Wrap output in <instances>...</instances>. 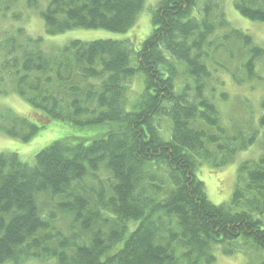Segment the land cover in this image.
Masks as SVG:
<instances>
[{
  "label": "trees",
  "instance_id": "1",
  "mask_svg": "<svg viewBox=\"0 0 264 264\" xmlns=\"http://www.w3.org/2000/svg\"><path fill=\"white\" fill-rule=\"evenodd\" d=\"M17 1L0 0V19ZM39 2L26 0L30 8ZM145 2L49 0L41 16L49 35L73 29L126 32ZM196 2L158 4L154 29L134 53L136 66L129 41L73 40L48 50L42 37L23 26L0 28V93L15 91L35 111L29 117L0 108L1 134L27 142L54 120L80 127L118 124L90 144L55 141L32 164L17 153L0 152V264L31 257H54L55 264H214L213 248L241 235L264 249V223L253 215L264 213V155L240 165L229 204L212 203L197 176L228 132L215 102L224 80L209 62L226 68L216 53L228 51L234 70H246L250 79L264 67V48L230 25L217 0H205L202 18L192 16ZM235 7L264 23V0H235ZM139 71L144 88L135 109L127 110L129 85ZM162 117L171 121V138L159 125ZM244 134L234 131L230 139L239 144L220 165L264 137V114ZM87 178L95 185L85 184ZM57 197L71 217L65 228L54 226L56 213L49 219L40 215L39 199ZM242 204L246 210L233 211Z\"/></svg>",
  "mask_w": 264,
  "mask_h": 264
},
{
  "label": "rangeland",
  "instance_id": "2",
  "mask_svg": "<svg viewBox=\"0 0 264 264\" xmlns=\"http://www.w3.org/2000/svg\"><path fill=\"white\" fill-rule=\"evenodd\" d=\"M160 1L162 0H146L143 10L138 16L136 25L126 32H114L105 29H73L61 34L49 35L46 32L45 23L41 16V12L46 9L49 0H40L38 8H30L27 6L26 0H18L12 6L7 16L0 19V28L1 30H11L18 26H23L33 36L42 37L44 39V46L48 50L63 47L73 40L93 41L98 39H113L129 41L130 48L135 50L131 55V65L136 66L134 53L140 48L143 40L153 31L152 16ZM204 2L205 0H197L196 6L192 11V16L199 19L203 17L204 12L202 8ZM217 2H219L220 9L223 10L226 19L233 27L250 33L255 43L264 48V23L252 21L242 16L235 8V0H217ZM18 13L21 14L20 17L15 18L14 15ZM211 17L212 19H216L213 12ZM234 53L238 52L235 50ZM229 55L230 52L228 51L216 53V60L226 68L214 64L213 61L209 62L214 75L220 76L224 80L223 85L217 86L215 102L221 113L223 126L228 131L225 134L227 136L222 135L223 137L218 142V145L223 146V148L219 150L217 148L218 145H214L215 154L208 162L204 161L199 166L197 172L198 178L205 184L209 200L216 205L229 204L231 202L238 182L240 165L245 161H257L264 155V137L261 135L256 143L249 145L245 149H239L233 156V159L224 165H220L223 160L230 157V150L239 144V142L230 139L234 131L239 130L244 134V129H246L247 125L249 129L254 125L258 127L259 117L264 114V67L260 64L261 70H258V76L249 79L246 70H234L235 63L230 62ZM232 59L239 62L236 56ZM1 63L2 58L0 56V65ZM234 74L240 79L243 78L244 82L238 83L233 76ZM6 81L8 86L11 87V84L8 82L10 80L6 79ZM4 87V84H0V88ZM143 88L144 75L139 71L129 85L127 110L135 109L133 105L137 102ZM223 93L227 94L226 98L222 97ZM3 107L10 108L17 113L29 117H32L31 115L35 112L33 107L13 90L3 94L0 93V108ZM159 122L162 131L165 132L166 138H171V121L169 117H162ZM117 126V123L112 122L100 126L80 127L73 125L71 121L54 120L46 128L42 129L36 137L27 142L0 133V152L17 153L22 161L32 164L35 155L55 141L65 139L72 143L84 142L85 144H90L94 140L106 136ZM244 135L242 138L248 136L247 134ZM162 174H164V169H159L158 175ZM103 176H107V174ZM92 180V178H87L85 184L90 183L95 185V182ZM39 200L41 204H39L40 215L43 219H49L52 213H56L55 227L65 228V225L71 222V217L65 215L69 213H63L58 207L62 197H57V201L54 202L50 200L46 202L44 198ZM243 210H246L244 204L233 207V211L236 212ZM253 215L264 223V213L253 212ZM58 218L60 219L58 220ZM132 225L135 227L138 223L133 222ZM63 230L67 233L66 229ZM66 235H71V232ZM122 244L120 243L114 251L119 249ZM114 251L110 254H113ZM213 252L216 257L214 264H262L264 262L263 247L258 245L251 237L245 235L215 246ZM55 262L56 259L54 257H31L25 258L22 264H55ZM4 264L15 263L10 260Z\"/></svg>",
  "mask_w": 264,
  "mask_h": 264
}]
</instances>
